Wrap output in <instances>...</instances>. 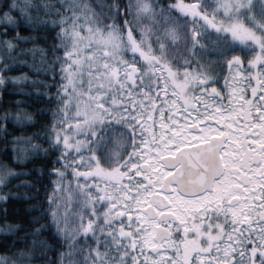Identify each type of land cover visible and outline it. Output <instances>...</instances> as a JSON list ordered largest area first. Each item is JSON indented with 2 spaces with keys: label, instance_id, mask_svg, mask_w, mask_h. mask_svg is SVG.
Returning <instances> with one entry per match:
<instances>
[{
  "label": "snow or ice",
  "instance_id": "obj_1",
  "mask_svg": "<svg viewBox=\"0 0 264 264\" xmlns=\"http://www.w3.org/2000/svg\"><path fill=\"white\" fill-rule=\"evenodd\" d=\"M0 89V264H264V0H0Z\"/></svg>",
  "mask_w": 264,
  "mask_h": 264
},
{
  "label": "trees",
  "instance_id": "obj_2",
  "mask_svg": "<svg viewBox=\"0 0 264 264\" xmlns=\"http://www.w3.org/2000/svg\"><path fill=\"white\" fill-rule=\"evenodd\" d=\"M160 2L164 3V2H166V0H160ZM41 15H43V13H41ZM141 23L147 24L148 21L147 20H143V21H141ZM20 34L21 35H38L37 33H33L29 28H27V26H24V27H22L20 29ZM47 40H48V42H54L52 36H48ZM33 43H35V44L45 48V50H47L48 44L42 39H37V40H35L33 42H30L29 44L24 45V47L31 48ZM49 55H50V53H49ZM40 58L41 57H40V53L39 52H36L35 55L30 53V54H28L26 56L17 57V59H19V60H27L32 67H36V68L43 66V65L40 64ZM48 65L49 66L51 65V60L48 61ZM57 67H58V65H57ZM215 72L217 74H219L220 82L217 84V87L219 88V85L222 83L224 75H226V73H227V68L226 67L216 66ZM20 73H26L29 77H31L33 79L38 78V79H41V80H48L47 76L38 75L36 72L32 71L29 66H20L15 71L10 73V75H19ZM49 82H51V81H49ZM10 86L11 85H9V87ZM22 86L23 87H29L28 84H24ZM32 88L38 89L40 91H47V92H54L55 91V89H52V88L45 89L40 84L32 85L30 90ZM2 91L3 90L0 89V93H2ZM37 99H43V98L37 97ZM54 107H55V104L49 105L46 102H44V103H34L32 105V107H30L29 110L33 113L34 119L39 121L40 123L35 124L34 128L29 129V131H27V132H23L22 130H17L16 132L13 133V135H30L32 131H36V130H39L40 132L43 133L44 132V128L42 127V124L49 122V117L51 116V112H52V109ZM40 108L45 109V111L47 112V115H45L43 117H41L39 115H36V110L40 109ZM33 142L36 143V144H39L44 149L49 147L48 144L44 140L40 139L39 137H36ZM2 146H3V142L0 141V147H2ZM34 163L38 164V165H43V166H46V167H53V165L51 163H49L46 158H44V154L43 153L40 154V158H37L34 161ZM32 166L33 165L31 163H28L27 161H25L22 164L13 165V167H17V168H21L22 167V168H27V169H31ZM56 166L58 167L59 165H56ZM18 179L19 180H32L33 176L32 175H30V176H20V177H18ZM66 179H70V177H66ZM13 183H15V181H13ZM50 190H51V186H49V191ZM12 191H16V189H12ZM43 191H44V189L41 188V197H40V199H43ZM71 191H72V189L70 188L69 192H71ZM61 196H62V199H63V194H61ZM67 202H70V204L72 205V204L75 203V200L72 199V200L67 201ZM30 203H34V202L30 201ZM44 206L46 207V205H44ZM28 215L35 216V215H37V213L32 212V213H28ZM9 219L13 223H25V224L27 223L26 219H13L12 217H9ZM41 223H46V218L44 220H42ZM26 231H27L26 228L25 229H21L20 233H18V235L23 233V232H26ZM38 235H39V237H47V236H49V232L48 231H42ZM31 239H32V237H28L29 242L31 241ZM18 246L19 247H23L24 245L20 244ZM36 251H39V249L37 248ZM48 255L49 256H55V253L54 252H49ZM33 264H38V261L33 262Z\"/></svg>",
  "mask_w": 264,
  "mask_h": 264
},
{
  "label": "rangeland",
  "instance_id": "obj_3",
  "mask_svg": "<svg viewBox=\"0 0 264 264\" xmlns=\"http://www.w3.org/2000/svg\"><path fill=\"white\" fill-rule=\"evenodd\" d=\"M228 74V70H227V73H226V75ZM223 81H224V78H223V80H222V83L219 85V88L221 87V85L223 84ZM68 204H69V212H70V215H69V221H70V223H69V228H73V227H75V224H74V222L72 221V215H71V213H75L76 211H78L79 210V205H77L76 203H74V204H70V202H67Z\"/></svg>",
  "mask_w": 264,
  "mask_h": 264
}]
</instances>
